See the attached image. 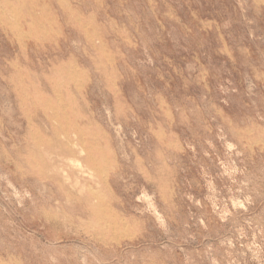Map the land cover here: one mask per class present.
Wrapping results in <instances>:
<instances>
[{
    "label": "rangeland",
    "instance_id": "1",
    "mask_svg": "<svg viewBox=\"0 0 264 264\" xmlns=\"http://www.w3.org/2000/svg\"><path fill=\"white\" fill-rule=\"evenodd\" d=\"M0 264H264V0H0Z\"/></svg>",
    "mask_w": 264,
    "mask_h": 264
},
{
    "label": "bare ground",
    "instance_id": "2",
    "mask_svg": "<svg viewBox=\"0 0 264 264\" xmlns=\"http://www.w3.org/2000/svg\"><path fill=\"white\" fill-rule=\"evenodd\" d=\"M74 135H76V134H74ZM71 143H73V142H71ZM63 151L65 153L64 154L65 157L68 158L70 161H72V163H77L76 167L78 168V170L83 175H85V176L88 175L90 179L93 178V175L91 174L90 171H88L89 169L93 170V171H99L100 172L101 168L99 167V160L95 156L91 155L90 152L88 153V151L85 148L81 149V151L79 152V154H83V158L77 157L78 153L70 145L65 146ZM95 178H97V177H95ZM164 183H166V181ZM91 196H92V198H95V197H97V193L91 191ZM89 200H90V198L88 197L87 201L89 202ZM98 208H100V209H98ZM98 208L96 206H92V207L90 206V208H89L90 210L89 211L94 216H97V217L104 216V218H108V216H109V218L111 219V222L107 226H109L111 228H116V226H117V224L119 222L116 219V217L113 214V212L109 208L107 209L105 203H101V205Z\"/></svg>",
    "mask_w": 264,
    "mask_h": 264
}]
</instances>
